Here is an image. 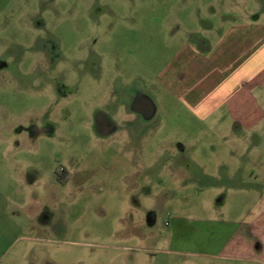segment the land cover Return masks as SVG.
I'll return each mask as SVG.
<instances>
[{
	"label": "rangeland",
	"instance_id": "1",
	"mask_svg": "<svg viewBox=\"0 0 264 264\" xmlns=\"http://www.w3.org/2000/svg\"><path fill=\"white\" fill-rule=\"evenodd\" d=\"M207 1L0 0V264L205 263L203 220L223 208L202 166L256 138L128 108L157 103L165 42Z\"/></svg>",
	"mask_w": 264,
	"mask_h": 264
},
{
	"label": "crops",
	"instance_id": "2",
	"mask_svg": "<svg viewBox=\"0 0 264 264\" xmlns=\"http://www.w3.org/2000/svg\"><path fill=\"white\" fill-rule=\"evenodd\" d=\"M216 1L188 12L193 19L204 13L203 26L181 25L175 47L172 38L165 42L169 51L154 73L157 103L139 95L128 109L148 123L171 105L185 125L206 123L210 135L239 145L256 138L251 148L211 152L218 160L202 166L205 186H219L214 201L223 212L203 220L199 252L204 264H264V0H230V10Z\"/></svg>",
	"mask_w": 264,
	"mask_h": 264
}]
</instances>
